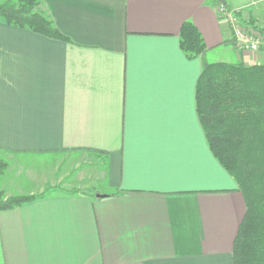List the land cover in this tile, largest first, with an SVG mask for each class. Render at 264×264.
<instances>
[{
  "label": "crops",
  "instance_id": "crops-1",
  "mask_svg": "<svg viewBox=\"0 0 264 264\" xmlns=\"http://www.w3.org/2000/svg\"><path fill=\"white\" fill-rule=\"evenodd\" d=\"M225 1L264 21V0ZM220 3L41 0L67 39L0 17V158L12 169L80 155L54 175L94 188L0 210V264H234L246 202L209 146L196 88L204 61L264 63V51L237 48ZM186 20L203 55L181 48Z\"/></svg>",
  "mask_w": 264,
  "mask_h": 264
},
{
  "label": "trees",
  "instance_id": "trees-1",
  "mask_svg": "<svg viewBox=\"0 0 264 264\" xmlns=\"http://www.w3.org/2000/svg\"><path fill=\"white\" fill-rule=\"evenodd\" d=\"M40 4L41 0H6L0 3V17L9 24L67 39ZM236 14L240 18L239 12ZM261 31L264 36V28ZM179 36L181 48L189 57L206 51L202 33L191 20L183 22ZM196 108L213 154L236 179L246 202V213L234 240V264H264V63L204 61L197 82ZM8 166L0 158V176ZM79 191L77 187L70 190ZM44 196L7 194L0 189V210Z\"/></svg>",
  "mask_w": 264,
  "mask_h": 264
},
{
  "label": "rangeland",
  "instance_id": "rangeland-1",
  "mask_svg": "<svg viewBox=\"0 0 264 264\" xmlns=\"http://www.w3.org/2000/svg\"><path fill=\"white\" fill-rule=\"evenodd\" d=\"M6 0H0V3ZM229 10H233L226 6ZM247 25L254 28L257 32H262L261 29L264 28V21L262 23L251 22V20L246 21ZM231 28V27H230ZM236 44V43H235ZM237 46V44H236ZM232 48V47H231ZM238 48V47H237ZM240 50V49H239ZM260 52V51H259ZM256 54L258 52H255ZM231 61L236 60L235 55H231ZM69 155V156H68ZM20 158V156H17ZM85 157L84 159H86ZM3 159V158H2ZM66 159V160H64ZM83 159L82 156L76 154H42L30 156L25 160H18L12 165L10 169V164L6 172L0 176V189L6 190L7 194H51L57 191H70L72 188L67 185L66 179L59 178L58 174H55L58 169L68 166L71 160ZM5 160V159H4ZM7 161V160H6ZM8 162V161H7ZM9 163V162H8ZM84 168L97 167V163L93 162L91 164H83ZM32 174H37L44 176L47 175L49 178L42 179L40 181H30L27 176ZM53 175V177H51ZM55 176V177H54ZM97 182H95L96 184ZM52 188H56L53 190ZM83 190L94 191L93 185L88 188L77 187Z\"/></svg>",
  "mask_w": 264,
  "mask_h": 264
},
{
  "label": "built area",
  "instance_id": "built-area-1",
  "mask_svg": "<svg viewBox=\"0 0 264 264\" xmlns=\"http://www.w3.org/2000/svg\"><path fill=\"white\" fill-rule=\"evenodd\" d=\"M219 11L231 27L238 49L242 52L264 51V36L240 20L236 10H229L220 3Z\"/></svg>",
  "mask_w": 264,
  "mask_h": 264
},
{
  "label": "water",
  "instance_id": "water-1",
  "mask_svg": "<svg viewBox=\"0 0 264 264\" xmlns=\"http://www.w3.org/2000/svg\"><path fill=\"white\" fill-rule=\"evenodd\" d=\"M223 4H225L226 3V1L225 0H220ZM97 196H104V194H101V193H97Z\"/></svg>",
  "mask_w": 264,
  "mask_h": 264
}]
</instances>
